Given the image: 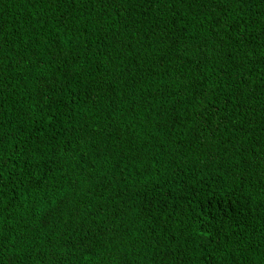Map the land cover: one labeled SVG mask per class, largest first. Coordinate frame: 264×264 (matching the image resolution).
Wrapping results in <instances>:
<instances>
[{
    "label": "trees",
    "instance_id": "16d2710c",
    "mask_svg": "<svg viewBox=\"0 0 264 264\" xmlns=\"http://www.w3.org/2000/svg\"><path fill=\"white\" fill-rule=\"evenodd\" d=\"M0 264H264V0H0Z\"/></svg>",
    "mask_w": 264,
    "mask_h": 264
}]
</instances>
